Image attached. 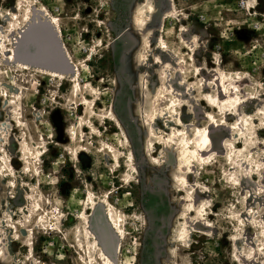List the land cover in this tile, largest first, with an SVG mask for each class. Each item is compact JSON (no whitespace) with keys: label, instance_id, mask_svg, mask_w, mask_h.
Returning <instances> with one entry per match:
<instances>
[{"label":"rangeland","instance_id":"rangeland-1","mask_svg":"<svg viewBox=\"0 0 264 264\" xmlns=\"http://www.w3.org/2000/svg\"><path fill=\"white\" fill-rule=\"evenodd\" d=\"M171 1L175 13H168L159 31L161 46L167 0H0L4 50L19 35L10 14L24 21L46 8L77 66L69 81L34 68L19 71L0 55V93H15L9 86L15 83L22 98L9 105L0 97V164L7 170L11 165L19 177L11 188L0 175V257L6 253L0 264H87L90 255L102 264L90 254L83 231L91 221L113 251L117 237L103 208L91 210L93 201L105 197L116 218L121 215L120 264H264V0ZM149 5L151 13L138 25L136 13ZM48 38L32 29L15 49L24 60L57 66ZM147 38L156 49L144 48ZM139 54L146 55L145 63ZM156 54L183 60L180 77L173 63H153ZM164 69L170 76L165 83L179 97L172 109V103L165 109L152 100ZM223 84L238 94L230 103L221 95ZM216 97L224 99L222 106ZM159 108L165 110L155 124L152 114ZM204 128L211 139L208 154L191 163L190 183L181 185L177 147L154 145L160 134L179 129L190 137ZM22 144L36 175L23 168ZM242 154L250 166L242 164ZM23 185L36 193L37 213L34 203L23 200ZM190 204L201 207L209 229L207 236L194 233L181 242L182 226L190 227Z\"/></svg>","mask_w":264,"mask_h":264},{"label":"bare ground","instance_id":"bare-ground-1","mask_svg":"<svg viewBox=\"0 0 264 264\" xmlns=\"http://www.w3.org/2000/svg\"><path fill=\"white\" fill-rule=\"evenodd\" d=\"M167 4H169L171 7H169L170 8L169 12H165L161 16V24L159 23L160 27L158 29L157 42H158V44H161V46L163 44V41L160 38L159 31L163 27L164 20L167 17H169L168 13H170V12L171 13H175L174 12V8L172 6V1L171 0H167ZM249 8H251V6H249ZM151 9H152V7L149 5L146 10H144V9L138 10V12L136 13L137 14V19H136L137 21L136 22H137L138 25L144 23L143 20H141V18H142L141 16H147L148 14H150L151 13ZM38 14H39V16H37L35 18H30V20L28 18L29 17L28 14H27L24 21H21V19L15 17L16 13H11L10 14L12 16V18H9V20L11 22L13 19H15V24L14 25H17L19 27V35H17V38H15V39L12 36L14 41L12 43V46L9 49L5 48V50H4L5 46L3 47V46L0 45L1 46L0 47V55H2L3 58L7 62L12 63L14 65V67L17 70H19V71H25V72L27 71L28 72V71H31L34 68L35 71L47 74L49 76H54V77L55 76L56 77H61L62 75L69 76V81H70L71 78H75L76 75H77V66H76V63L71 59L69 54L66 52L64 43L60 40L59 28L57 26L56 18L46 8H42L41 10H39ZM8 15H9V13H8ZM11 16H9V17H11ZM40 24L47 25V27L50 29L52 34L55 35V38L57 39V41L60 40L59 41L60 42V48L62 50V53L64 54L63 55L64 56V60L67 63V65L69 66V68H70L68 73H62V72H58L56 70L43 68V67H40V66H35V65H32V64H29V63H26V62H20V61H18L15 58V50L14 49H15V45L17 44L16 40H18L19 37L21 38V36L24 35L25 33H27L31 28L36 27V26H38ZM2 39H4V38H2V36H0V44L2 43ZM143 46H144V48L149 49V50L152 49V48H153V50L156 49V47H153L152 41L149 38H147L143 42ZM161 46H160V48H162ZM160 48H158V49L160 50ZM160 51L162 52L163 50H160ZM163 53H164V51H163ZM138 56H139V60L142 61L143 63H145L147 61V57H146L145 54H139ZM152 61H153V63H162L164 65V68H169L170 67V65H168V63H173L175 66L180 67V70L177 71L178 72V76L183 73V70H184V67H185L184 61L180 60L175 54H172L171 56L167 55V56H165V59L159 58L157 56V54H156V55H153ZM164 61H165V63H164ZM166 72H167L166 69L160 71L158 88H157V90H155L153 92L152 100L155 103L163 104L165 109L169 108L170 104L172 103L171 107H170L172 109V107L174 105L173 99H175V102H177V101H179V99H178L179 97H178V94L175 92L176 89H174L173 86H168L165 83L166 79H168V77H170ZM220 78H222V77H220ZM9 86L11 88H15L16 92L13 93V94L12 93L10 94L8 91H4L3 90L0 93V97L4 98L8 102L9 105H17V104H19L21 102V99H22L21 98V93L19 92L20 88L15 83H12V84L10 83ZM215 86H216V84H215ZM75 87H77V86H75ZM220 89H221V86H220ZM186 94H188V93H186ZM221 95L224 96V99L228 98V100H229L228 102L230 103L233 100V98H235L236 93H234L232 91H230V92L227 91L225 89V85L223 84L222 89H221ZM237 96H238V94H237ZM209 97H210V99H215V97H213V96H209ZM216 99H218V98L216 97ZM224 99L223 100H220V99L217 100L219 106L223 105ZM214 101H216V100H214ZM165 109H162V108L160 109L159 108V109H155L154 110V112L152 114V118L154 119V123L155 124H158V119H159V117H161L160 115L162 114V112ZM229 115H233L232 112ZM211 120H213L211 125H214L213 123H214L215 117L211 118ZM170 123L172 124V121L169 120V124ZM246 124H249V123H246ZM6 125H7V123H6ZM8 125H7V127H8ZM232 128L235 129V125H233ZM249 129L248 128H244V129L241 128L242 132H244V130H249ZM176 132L177 133L170 134V135L160 134L158 136V138L161 140V142H158L157 144H155L154 147H156V145L157 146H162V145H170V146H172L173 145V146L177 147V150H178L177 157L180 160V163L175 167V169L177 171H179V173H180V179L179 180H181V182H182L181 185L182 184H186V186H188L189 183H190V180H189L190 176L193 174L192 167L190 165L193 162L197 161V162L201 163V162H203L205 160L206 154H208L206 149L209 147V144L211 143V139L209 137V133H208L209 131H208L207 128H204L200 134H194V135H191L190 137L187 136L188 135L187 131H186L187 132L186 133V132H183V130H179L178 129ZM3 134H4V136H3L4 139H7V142H9V131H5ZM22 145L23 146H22L21 152L23 154V157H22L23 168L24 169H28V170L30 168L32 170V168H31V166H30V164H29V162L27 160L28 159L27 155L30 154V151L28 150V148H27V146L25 144H22ZM241 152L242 151H241L240 148L236 149V153L237 154H240ZM39 155L40 154L37 153L34 158H37ZM241 157L240 158L242 159V161H244L243 163L241 162L242 164H246L247 167L251 165V162H250V160L248 159L247 156L242 154ZM7 167H8V170H7L5 165L0 164V175L2 177H4V178H9V183H8L9 187L11 186V188L12 187L15 188L16 187V183H15V181L13 179L14 178H19V177H18V175H16V172H15V170L13 169V167L11 165H9ZM232 169L234 170V167ZM245 170H248V169H245ZM32 172L34 173V175H36L38 173L37 170H35V171L32 170ZM243 179H245L244 176H243ZM233 180H235V179H233ZM23 187L27 188L26 185H23ZM27 191L28 192L23 196V200L26 201V202H29V203H31V202L34 203L33 208H32V210H33L32 212L33 213H37L38 210L40 209V204H39L37 198L34 195L35 192L31 193L28 188H27ZM188 202H190V203L194 202V200L192 199V196L188 200ZM91 205H92V207H91L92 211H95L98 207L103 208V214L105 216L106 222L109 225V228L111 229V231L117 237V243L115 244L114 256H113V258H110L103 251V249L101 248L100 244L98 243L97 234L94 232V230H92L91 228L87 227V225H86L84 227L83 236H85L87 238H90V240H91V242L89 244V247H88V249L90 251V254H91L92 251L95 252L98 255L99 260H101L102 264H120V256H121L120 255V253H121L120 252V247H121V242H122V239H123V230H122V227L118 224V221H119V218L121 217V215H119V217L116 218L117 211H114L113 205H111L110 201H108V199L106 197L98 200L97 202L93 201ZM21 210L25 211L24 209H21ZM192 214L195 215L194 218H192ZM185 215H186L185 216L186 223H190V227H192V228L188 227L186 224L182 226V229L180 230V239H179L181 242L186 241V237H188V236L190 238H193L195 236L194 233H199L202 236H207L206 232H207V229H209L208 221L205 218H203V214L201 213V207L194 208V206H193V208H192V206L190 204L188 209L186 210ZM190 217L192 218L191 221H189ZM81 218L86 223L87 216H86L85 213L81 214ZM42 222H43L42 219H40L39 223H42ZM200 226H201V228L203 227L205 229H203V228H202L203 230L199 229ZM19 238H20L19 235L15 236V240H18ZM4 241L5 240L2 238L1 245L4 244ZM77 242H78V247L81 248V250H84V246H83L81 240L78 239ZM181 245H183V244H181ZM183 246L186 247V244H184ZM27 249L29 250L30 254H33V247L31 245H29ZM5 256H6V253L3 252L1 257H0V261H5V259H6ZM85 262L87 264H97L98 260H97V258H93V256L90 255L88 257V259H85L84 263ZM35 263L39 264V261H37Z\"/></svg>","mask_w":264,"mask_h":264},{"label":"water","instance_id":"water-1","mask_svg":"<svg viewBox=\"0 0 264 264\" xmlns=\"http://www.w3.org/2000/svg\"><path fill=\"white\" fill-rule=\"evenodd\" d=\"M32 29H40V30H43L46 32V34L48 35V39L50 40L49 42L51 43V45L53 46V57L54 59L56 60V62L58 63V65H48V64H45V63H40V62H33V61H27V60H24L22 59L19 54L17 53L16 49H15V58L20 61V62H26V63H29V64H32V65H35V66H40V67H43V68H48V69H52V70H56L58 72H62V73H68L70 68L69 66L67 65V63L65 62L64 60V54L62 53V50L60 48V42L57 41V39L55 38V35L52 34V32L50 31V29L47 27V25L45 24H40L36 27H33L31 28L29 31H31ZM28 31V32H29ZM27 32V33H28ZM27 33H25L24 35H22L21 37L25 36ZM21 41V40H20ZM21 43V42H20ZM19 45V44H18ZM91 228L94 230V232L97 234L98 236V243L100 244L101 248L103 249V251L110 257V258H113L114 256V247H113V251L112 252H109L106 248H105V245L99 235V233L93 228L92 225H90Z\"/></svg>","mask_w":264,"mask_h":264},{"label":"flooded vegetation","instance_id":"flooded-vegetation-1","mask_svg":"<svg viewBox=\"0 0 264 264\" xmlns=\"http://www.w3.org/2000/svg\"><path fill=\"white\" fill-rule=\"evenodd\" d=\"M90 225H92V223H91V221H90V223L87 225V227H89V228H91V226ZM92 229V228H91ZM55 230H57V225H56V228H55ZM93 230V229H92Z\"/></svg>","mask_w":264,"mask_h":264}]
</instances>
